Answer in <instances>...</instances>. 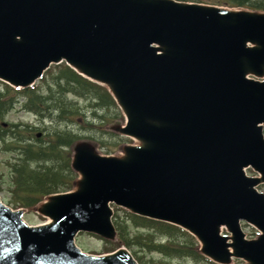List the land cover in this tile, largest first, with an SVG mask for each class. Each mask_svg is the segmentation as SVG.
<instances>
[{"label":"water","instance_id":"water-1","mask_svg":"<svg viewBox=\"0 0 264 264\" xmlns=\"http://www.w3.org/2000/svg\"><path fill=\"white\" fill-rule=\"evenodd\" d=\"M64 60L110 90L128 119L110 129L137 143L103 155L78 142L74 190L36 207L46 224L29 225L0 198V264H139L125 248L92 255L75 242L82 231L116 239L111 204L184 228L218 264H264V11L0 0L1 80L28 88Z\"/></svg>","mask_w":264,"mask_h":264},{"label":"trees","instance_id":"trees-1","mask_svg":"<svg viewBox=\"0 0 264 264\" xmlns=\"http://www.w3.org/2000/svg\"><path fill=\"white\" fill-rule=\"evenodd\" d=\"M238 3L250 2L239 0ZM18 94L26 96L25 106L36 113L43 116L58 114L54 118L57 125L46 135L45 141L29 142L19 127H15L10 134L13 140L8 147L16 155V162L12 164L10 202L15 207H33L46 195L72 189L77 177L70 165V149L79 136L74 130L62 127V121H74L76 117L81 119L85 114L84 107L79 108L68 96L73 94L86 100L85 109L87 113L93 112L97 119L92 121L97 124L84 123L101 132H104L105 122L119 119L121 112L105 88L89 82L62 64L54 66L41 85L27 91L18 92L9 86L0 88L1 137L8 131L3 128L2 122L14 108ZM28 131L31 132L30 129ZM119 141L117 137L109 142L103 139L100 145L108 152H113ZM114 223L118 230V242L107 241L106 252L125 245L134 252L140 264H187L188 261L194 264H213L199 253L196 240L177 226L141 218L125 211L115 215ZM141 252L156 253L161 257L147 260L145 254L139 255Z\"/></svg>","mask_w":264,"mask_h":264},{"label":"rangeland","instance_id":"rangeland-1","mask_svg":"<svg viewBox=\"0 0 264 264\" xmlns=\"http://www.w3.org/2000/svg\"><path fill=\"white\" fill-rule=\"evenodd\" d=\"M1 85V84H0ZM8 121L10 122H20V121H38L34 116L30 115L29 113H26L24 111H20V109H16L11 113V115L8 117ZM74 129L82 136L85 135H92L97 138H101V135L98 133L90 132L85 129H81L80 124L74 125ZM125 144V143H124ZM101 149V148H100ZM102 153L107 154V151L105 149H101ZM120 152V146L116 148V151L113 152V154H117ZM110 153V152H109ZM10 155L3 152L0 145V178L3 179L4 183H2L3 191L0 192V195L4 202L11 207L12 204L9 203L10 199V193L8 191V186L10 184V172L7 168L6 162L9 159ZM250 175H255V173L249 169ZM262 187V191L264 192V186ZM25 220L30 223L31 225L41 224L45 222L46 218L42 217L38 213L34 211V209H28L27 213L24 216ZM244 230L248 235V238H256L257 237V230L253 228L252 226L245 225ZM77 244L88 253H102L104 251V240L99 239L98 237L90 234H83L81 233L77 237ZM157 256V255H156ZM239 261H236L235 264Z\"/></svg>","mask_w":264,"mask_h":264},{"label":"flooded vegetation","instance_id":"flooded-vegetation-1","mask_svg":"<svg viewBox=\"0 0 264 264\" xmlns=\"http://www.w3.org/2000/svg\"><path fill=\"white\" fill-rule=\"evenodd\" d=\"M177 1H192V2L210 3V4L225 3L226 2V0H177ZM256 1L260 2L261 0H256Z\"/></svg>","mask_w":264,"mask_h":264}]
</instances>
